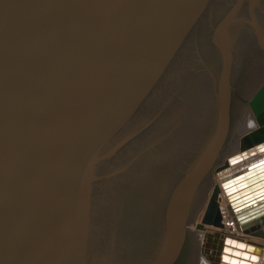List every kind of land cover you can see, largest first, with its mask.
Here are the masks:
<instances>
[{
    "label": "water",
    "instance_id": "water-1",
    "mask_svg": "<svg viewBox=\"0 0 264 264\" xmlns=\"http://www.w3.org/2000/svg\"><path fill=\"white\" fill-rule=\"evenodd\" d=\"M179 3L0 0V264L60 262L54 242L63 238L76 184L65 169L84 162L90 144L123 122L146 92L141 81ZM157 66L151 76L164 69L163 62ZM248 105L258 128L243 137L242 150L264 143V83ZM228 108L225 100L227 121ZM222 181L237 229L264 240V157ZM218 191L204 223L221 224ZM185 230L178 225L160 264L175 262ZM238 247L258 260L253 264H264L262 244Z\"/></svg>",
    "mask_w": 264,
    "mask_h": 264
},
{
    "label": "rangeland",
    "instance_id": "rangeland-1",
    "mask_svg": "<svg viewBox=\"0 0 264 264\" xmlns=\"http://www.w3.org/2000/svg\"><path fill=\"white\" fill-rule=\"evenodd\" d=\"M179 4L164 47L141 81L139 89L146 92L132 101L123 122L90 144L84 162L65 169L76 184L63 216V238L54 242L60 251L56 264H160L176 236L180 199L174 191L195 163L210 123L224 122L225 100L228 131L220 152L244 104L256 122L248 103L264 83V0ZM158 62L164 69L151 76ZM182 202L185 214L195 210L194 202L193 209ZM202 237L199 242L185 230L173 264H210Z\"/></svg>",
    "mask_w": 264,
    "mask_h": 264
},
{
    "label": "bare ground",
    "instance_id": "bare-ground-1",
    "mask_svg": "<svg viewBox=\"0 0 264 264\" xmlns=\"http://www.w3.org/2000/svg\"><path fill=\"white\" fill-rule=\"evenodd\" d=\"M261 76L264 77V72H261ZM263 77H260V79ZM245 107L248 108L247 104H244V107L240 109L242 116L235 124L234 131L227 143V149L223 150L222 152H220V149L222 148L227 138L228 121L225 118L224 122H214V124L210 123L203 144L200 145L201 151L199 153L197 152L198 154L196 157L194 156L195 163L193 162V166L189 168L190 170L187 172L184 179L180 182L179 186L177 187V191H174L173 195V197L175 196L180 199L178 202V204L180 203V206H177L178 209H176L177 212L175 213V218L173 221L175 223L174 229L177 231V227L179 224H182L183 227L189 226L186 227V231H191L194 235V238L198 236L199 242L200 237L203 236L204 239L202 237L201 241L204 246V251L207 253V257L209 260H211L212 264H253V262H256L258 260H251L246 258L247 255H245L243 251H241L238 245L255 246L256 244H262V246H264V240L252 237L250 235H245L237 229L236 224L233 221L231 211L228 208V206L231 205V191H228L226 184L222 181V177H224V175L233 172V170H236L237 168H240L248 164L249 162H253L261 157H264V143L259 145H252L245 150L241 149L243 137L249 134V132H252L256 128H258L257 122H255L250 114L246 113V111L244 110ZM215 110H217V108ZM218 113L220 114L219 111ZM212 120L213 119L211 118L210 122ZM250 128H252V130L249 131L248 129ZM220 157H223L224 159ZM218 158L222 160V163L217 162ZM198 187L200 189H198ZM216 188H218L219 190L215 200L218 209L220 210L221 224L210 225L204 223V216L209 203L213 198ZM235 189H238V187H236ZM182 199H186L187 202H189L187 206L190 208L192 207L194 200H197L198 205L195 201L193 207L195 208L196 205L195 210L191 208L193 210L187 211L185 214V211H183L184 204L182 202ZM221 208H223V211L221 210ZM197 244L198 242H196V246ZM226 245H228L229 247L225 249ZM260 260L264 262V251L260 257Z\"/></svg>",
    "mask_w": 264,
    "mask_h": 264
}]
</instances>
